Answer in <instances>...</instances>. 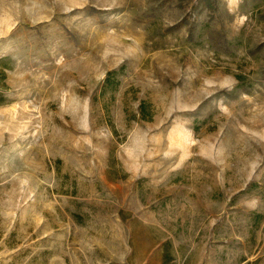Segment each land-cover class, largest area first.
Returning a JSON list of instances; mask_svg holds the SVG:
<instances>
[{
    "label": "rangeland",
    "instance_id": "1",
    "mask_svg": "<svg viewBox=\"0 0 264 264\" xmlns=\"http://www.w3.org/2000/svg\"><path fill=\"white\" fill-rule=\"evenodd\" d=\"M0 264H264V0H0Z\"/></svg>",
    "mask_w": 264,
    "mask_h": 264
},
{
    "label": "trees",
    "instance_id": "2",
    "mask_svg": "<svg viewBox=\"0 0 264 264\" xmlns=\"http://www.w3.org/2000/svg\"><path fill=\"white\" fill-rule=\"evenodd\" d=\"M144 105L143 103L140 104V110L142 111V118L145 119V114H143Z\"/></svg>",
    "mask_w": 264,
    "mask_h": 264
}]
</instances>
